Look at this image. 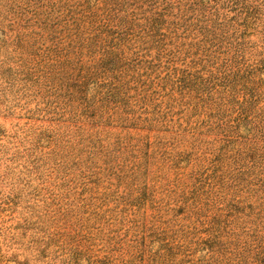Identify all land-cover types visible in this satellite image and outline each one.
I'll use <instances>...</instances> for the list:
<instances>
[{
  "label": "rangeland",
  "instance_id": "374dc122",
  "mask_svg": "<svg viewBox=\"0 0 264 264\" xmlns=\"http://www.w3.org/2000/svg\"><path fill=\"white\" fill-rule=\"evenodd\" d=\"M0 264H264V0H0Z\"/></svg>",
  "mask_w": 264,
  "mask_h": 264
}]
</instances>
